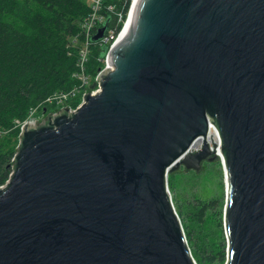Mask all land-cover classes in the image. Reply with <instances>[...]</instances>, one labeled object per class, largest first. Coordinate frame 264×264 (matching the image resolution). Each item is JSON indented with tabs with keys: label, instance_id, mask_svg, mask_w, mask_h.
<instances>
[{
	"label": "water",
	"instance_id": "1",
	"mask_svg": "<svg viewBox=\"0 0 264 264\" xmlns=\"http://www.w3.org/2000/svg\"><path fill=\"white\" fill-rule=\"evenodd\" d=\"M107 62L73 114L23 127L0 264H198L166 179L218 157L211 125L223 264H264V0H134Z\"/></svg>",
	"mask_w": 264,
	"mask_h": 264
},
{
	"label": "trees",
	"instance_id": "2",
	"mask_svg": "<svg viewBox=\"0 0 264 264\" xmlns=\"http://www.w3.org/2000/svg\"><path fill=\"white\" fill-rule=\"evenodd\" d=\"M104 2L116 4L123 12L130 4V0ZM89 13L85 0H0V184L7 178L16 151L19 127L15 120H23L30 108L47 97L79 84L73 74L83 41L81 25ZM113 21L106 14L102 26L106 22L107 28ZM91 40L95 45L90 44L87 65L96 75L101 66L97 59L104 56L106 47ZM210 205L214 206L209 201L192 202L187 205L185 222L180 220L196 262L221 264L226 260V237L217 232L221 219L217 224L216 216H208Z\"/></svg>",
	"mask_w": 264,
	"mask_h": 264
},
{
	"label": "rangeland",
	"instance_id": "3",
	"mask_svg": "<svg viewBox=\"0 0 264 264\" xmlns=\"http://www.w3.org/2000/svg\"><path fill=\"white\" fill-rule=\"evenodd\" d=\"M87 3L90 0H85ZM105 3V2H104ZM105 4H113V3H105ZM114 6L116 4H113ZM117 7V5L115 6ZM118 8V7H117ZM92 45H95V42H91ZM91 48L87 49L86 57L87 60L84 61L83 68L84 73L87 76V81H82L80 85L77 87L78 91L76 96H72L67 98L65 102H58L48 104L47 110H37L35 115H37L38 119H43L45 116L49 115V113H57L63 108H70L73 109L76 107L82 98V94L84 92L93 91L98 87V82L96 81V75L91 74L88 71V58L90 57ZM99 60L98 63L101 65L100 69L105 67L106 63L104 58ZM97 74V73H96ZM5 135V132L2 133L1 137ZM213 139V138H212ZM214 141V140H213ZM215 142V141H214ZM16 145L13 146L16 149L18 143V136L15 140ZM201 145L198 144L196 148H199ZM209 148H212V142L209 140L207 142ZM193 147V149H196ZM192 149V150H193ZM216 149V145H215ZM221 158L218 156L217 161L213 160H205L202 162V168L196 172L194 170L183 171V166H179L177 169L170 171L167 173V185L171 195V199L175 208V211L180 214L179 218L182 222L186 220V208L188 204L192 202H200V201H209L214 206L210 205V208L207 210L208 216H216V222L219 223L221 219V227L219 224L217 225V232H220L225 237L224 233V225H223V207L225 203V182H224V174L223 168L221 164ZM226 241V238H225ZM227 243V242H226ZM197 260V259H196ZM224 263V262H223ZM221 263V264H223ZM198 264H205V263H198Z\"/></svg>",
	"mask_w": 264,
	"mask_h": 264
},
{
	"label": "built area",
	"instance_id": "4",
	"mask_svg": "<svg viewBox=\"0 0 264 264\" xmlns=\"http://www.w3.org/2000/svg\"><path fill=\"white\" fill-rule=\"evenodd\" d=\"M104 1L105 0H90V2L88 3L89 7H90V13L88 14L85 21L81 25V28H82L81 33L83 35V41H82V45L79 49V54H78V61H77L78 70L75 74H73L78 79L79 84L74 86L73 88L69 89L66 92L55 93V94L47 97L43 102H41V103L37 104L36 106L30 108L28 115L23 120H21V121L18 119L15 120V122H14L15 126L19 127L18 143L16 146V151L13 154V156L11 157V161H10V165H9V172H8L7 178L4 180L3 183L0 184V189H4L8 185V183L10 182V180H11V178L15 172L14 157H15V154L17 153L21 131H22L23 127L26 125V123H28L32 119H34V120L31 123H28V125L35 126L37 124L43 123L45 118L38 119L37 118L38 116L35 115V112L37 110H43V111L47 110L46 109L47 104H52L55 102L56 103L65 102L67 100V98L72 97V96H76V93L78 91L77 87L80 85V83L82 81H87L88 78L84 73L83 64H84V61L87 60V57H86L87 49L90 48V44H92L91 43L92 42L91 34H93V33L95 34L97 32L98 28L102 27V24L106 18V14H111L114 18L113 23H111L110 26L106 28L102 37L98 39L99 46L106 47L105 54L103 57L100 58V60L102 58H104L105 63H106L105 66H107V63H108L107 62V54H108L109 48L118 40V38L125 31L134 0H130L129 7H128L126 12H123L122 8H120V10L117 9L113 4H105ZM117 25H119V27ZM98 72H99V70L97 71V74H98ZM97 74H96V81L98 82ZM98 91H99V82H98V87L92 91V94H95ZM87 93L88 92H84L82 94V98H81L80 103L76 107H74L73 109H70V114H73L85 102V95ZM58 113L59 112L49 113V114L56 115ZM211 127L214 128L211 125L210 129H211ZM166 189L169 192L168 185H167V179H166ZM171 201H172V199H171Z\"/></svg>",
	"mask_w": 264,
	"mask_h": 264
},
{
	"label": "bare ground",
	"instance_id": "5",
	"mask_svg": "<svg viewBox=\"0 0 264 264\" xmlns=\"http://www.w3.org/2000/svg\"><path fill=\"white\" fill-rule=\"evenodd\" d=\"M210 135L213 138V140L215 141V145H216V149H215V153L217 154V156L220 157V149H219V136L216 134L214 128L211 127V129L209 130L207 136L204 138L205 142L207 143L210 139ZM201 143V138H198L194 141L193 145H192V149L193 147H197L198 144ZM221 158V157H220Z\"/></svg>",
	"mask_w": 264,
	"mask_h": 264
}]
</instances>
